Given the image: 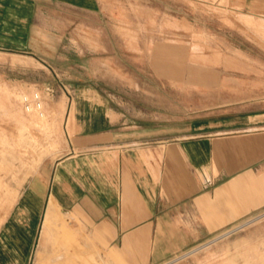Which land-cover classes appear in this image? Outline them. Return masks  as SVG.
I'll list each match as a JSON object with an SVG mask.
<instances>
[{
  "label": "crops",
  "instance_id": "obj_1",
  "mask_svg": "<svg viewBox=\"0 0 264 264\" xmlns=\"http://www.w3.org/2000/svg\"><path fill=\"white\" fill-rule=\"evenodd\" d=\"M62 8L91 13L97 0H0V48L60 69ZM249 80L204 93L178 124L176 104L162 115L155 90L77 91L70 150L22 192L0 233V264H30L43 222L61 214L64 237L84 236L118 264H161L233 228L231 251L217 254L264 264V77Z\"/></svg>",
  "mask_w": 264,
  "mask_h": 264
},
{
  "label": "rangeland",
  "instance_id": "obj_2",
  "mask_svg": "<svg viewBox=\"0 0 264 264\" xmlns=\"http://www.w3.org/2000/svg\"><path fill=\"white\" fill-rule=\"evenodd\" d=\"M252 1L97 0L91 13L62 8L66 37L60 69L33 54L0 48V233L30 179L70 150L77 91L134 94L137 87L146 98L155 90L162 115L169 114V103L176 104L178 124L185 109L200 107L204 93L220 87L232 92L263 78L264 0ZM37 183L32 182L30 197L38 194ZM61 217L49 227L43 222L30 264H118L106 261L100 246L84 236L64 237L60 222L68 220ZM239 234L161 264H230L217 252H230Z\"/></svg>",
  "mask_w": 264,
  "mask_h": 264
},
{
  "label": "built area",
  "instance_id": "obj_3",
  "mask_svg": "<svg viewBox=\"0 0 264 264\" xmlns=\"http://www.w3.org/2000/svg\"><path fill=\"white\" fill-rule=\"evenodd\" d=\"M237 230H238V228H233V229L227 231L226 233H224L223 235H229V234H232V233L236 232ZM223 235H222V236H223ZM220 237H221V236H220Z\"/></svg>",
  "mask_w": 264,
  "mask_h": 264
},
{
  "label": "bare ground",
  "instance_id": "obj_4",
  "mask_svg": "<svg viewBox=\"0 0 264 264\" xmlns=\"http://www.w3.org/2000/svg\"><path fill=\"white\" fill-rule=\"evenodd\" d=\"M46 221V220H45ZM48 221V220H47Z\"/></svg>",
  "mask_w": 264,
  "mask_h": 264
}]
</instances>
